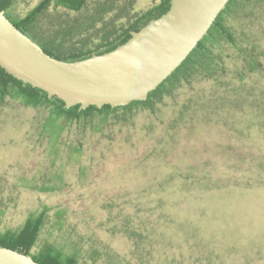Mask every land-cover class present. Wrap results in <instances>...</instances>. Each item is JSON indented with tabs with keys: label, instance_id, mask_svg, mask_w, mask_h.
<instances>
[{
	"label": "rangeland",
	"instance_id": "1",
	"mask_svg": "<svg viewBox=\"0 0 264 264\" xmlns=\"http://www.w3.org/2000/svg\"><path fill=\"white\" fill-rule=\"evenodd\" d=\"M45 1L13 0L7 16L15 21ZM55 1L41 9L33 34L48 41L77 25L88 28L84 39L71 38L64 49L95 48L160 2L87 0L76 11ZM259 17L261 69L230 63L233 86L252 93L247 100L231 96L219 103V82L194 83L198 91L217 93L210 116L198 108L197 116L169 124L164 119L174 101L168 97L161 112L136 108L128 116L92 115L85 125L63 119L50 124L49 105L32 107L7 96L0 103L2 228L20 227L48 206L33 253L53 244L82 260L100 248L126 264H264V15ZM237 69L247 71L243 80ZM192 91L186 86L177 99ZM46 187L53 190L42 191ZM125 219L145 234L139 247L122 230Z\"/></svg>",
	"mask_w": 264,
	"mask_h": 264
},
{
	"label": "trees",
	"instance_id": "2",
	"mask_svg": "<svg viewBox=\"0 0 264 264\" xmlns=\"http://www.w3.org/2000/svg\"><path fill=\"white\" fill-rule=\"evenodd\" d=\"M50 1L52 0H46L43 5L41 4V7L34 8L32 12L17 18L15 21L12 20V22L50 55L66 61L83 59L94 53L101 54L113 50L118 45L126 42L131 37L132 31L139 30L151 19L161 16L168 11L171 5V0H160L152 7L134 16L126 27H122L118 32L114 33L115 35L111 39L109 38L104 43L98 44L95 48H86L84 45L64 49L61 48V45L65 44L69 39L79 37L84 39L85 34H81L86 32L88 28L77 25L74 31L70 29L67 32L68 34L64 33L66 36L61 39L58 37L61 36L59 34L49 38L48 41L34 35V23L38 20L41 9L47 3L49 4ZM86 1L56 0L54 5L56 7L63 5L69 9L79 11L83 8ZM12 3L13 0H0V9H8L12 6ZM260 15H264V0H230L197 47L157 89L149 93L148 98L144 101H132L126 106L118 107L104 105L102 108H98L92 105L87 109L80 110L79 105H74L66 108L63 100L55 96L48 97L46 91L24 83L0 67V103L7 96H12L21 99L25 105L32 107L49 105L51 107L50 124H55L56 121L63 119L67 123L85 125V121L92 115L99 114L106 118L111 113L122 111L124 116H128L136 108L161 112L166 106L168 97H171L174 101L170 105L167 116L164 119L169 124L178 126L179 123L184 121L186 116H197L198 108L207 109L206 115L210 116L216 111L214 108L215 103L213 104V102L219 100L216 99L217 93L212 89L206 92L198 91L194 89V83L204 80L219 82L223 89L222 95H220L222 96L220 98L222 102L219 103H226L227 98H231V96H237L238 100L241 101L247 100L246 96L252 93L242 89L240 85L233 86L234 77L232 76L230 63L231 61L236 63L237 60H240V63L237 62V64L245 67L249 72L261 69L262 62L260 58L263 55V51L260 48V40L262 39L263 30L256 24ZM93 25H95L94 22L91 23V27ZM255 31H258L259 34H254ZM67 35L69 38H67ZM231 46L237 49L235 54L229 51ZM235 71L238 72V81L243 80L247 71L244 69ZM186 86L191 87L193 91L189 93L188 98L179 101L177 95ZM241 101L236 102V105L239 106ZM222 108L225 109L226 106ZM62 128L63 126L59 127L58 130L60 131ZM207 175L211 176V173H207ZM50 190L53 189L49 187L42 189V191ZM49 210L48 206H44L37 214L33 213L28 216L20 227L3 229L1 223L5 212L0 207V245L25 253L41 264H126L121 258L119 259L117 254L100 248H93L89 258H83V260L80 255L67 253L53 244H49L39 252L33 253L32 249L37 245L40 233L49 217ZM123 222L121 223V225L123 224L122 230L139 247L145 238V234L138 229H133L130 226L129 219H125V222ZM116 228H118V225Z\"/></svg>",
	"mask_w": 264,
	"mask_h": 264
},
{
	"label": "water",
	"instance_id": "3",
	"mask_svg": "<svg viewBox=\"0 0 264 264\" xmlns=\"http://www.w3.org/2000/svg\"><path fill=\"white\" fill-rule=\"evenodd\" d=\"M230 0H171L113 50L74 61L56 58L0 9V67L15 78L80 110L144 101L197 47ZM0 264H41L0 245Z\"/></svg>",
	"mask_w": 264,
	"mask_h": 264
},
{
	"label": "flooded vegetation",
	"instance_id": "4",
	"mask_svg": "<svg viewBox=\"0 0 264 264\" xmlns=\"http://www.w3.org/2000/svg\"><path fill=\"white\" fill-rule=\"evenodd\" d=\"M3 10L5 11V14H6V16H7V10H8V9H3ZM7 17H8V16H7ZM18 18H19V17H18Z\"/></svg>",
	"mask_w": 264,
	"mask_h": 264
}]
</instances>
